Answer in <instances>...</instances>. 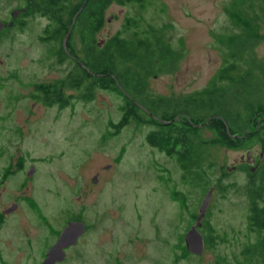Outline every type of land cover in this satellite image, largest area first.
Wrapping results in <instances>:
<instances>
[{
    "label": "rangeland",
    "instance_id": "rangeland-1",
    "mask_svg": "<svg viewBox=\"0 0 264 264\" xmlns=\"http://www.w3.org/2000/svg\"><path fill=\"white\" fill-rule=\"evenodd\" d=\"M229 2L148 0L144 10L114 3L106 9L96 38L102 44L123 30L125 17L142 18V29L148 24L165 26L164 37L182 57L174 71L152 76L148 88L152 95L178 97L199 91L220 66L216 36L237 30L224 11ZM17 5V0H0V20ZM256 11L264 30V10L257 6ZM45 20L34 15L25 30L17 28L0 37V166L18 155L26 156L24 164L36 161L32 192H38L40 211L55 218L56 225L60 209L69 214L84 206L81 213L88 231L63 264H264V247L252 257L242 254L244 245L258 237L246 228L244 185L250 168L243 170L240 161L247 150L208 148L205 159L214 162L208 170L214 186L198 230L205 236L209 224L225 241L205 246L201 255L182 251L193 223L191 214H198L205 193L182 182L175 157L148 145L146 134L154 125L133 121L109 135L113 129L107 123L119 120L123 103L114 91L96 89L92 99L83 100L78 96L81 89L67 88L72 104L63 109L32 97L33 84L60 78L73 65L68 59L55 62L52 51L59 44L37 39ZM255 52L264 57L263 41ZM200 136L211 133L203 130ZM259 151L256 144L249 152L254 157ZM22 175L18 172L10 185ZM93 175L98 176L96 182ZM219 182L223 191L215 188ZM172 190L185 194L186 205L173 198Z\"/></svg>",
    "mask_w": 264,
    "mask_h": 264
},
{
    "label": "trees",
    "instance_id": "trees-1",
    "mask_svg": "<svg viewBox=\"0 0 264 264\" xmlns=\"http://www.w3.org/2000/svg\"><path fill=\"white\" fill-rule=\"evenodd\" d=\"M229 1L224 11L237 30L216 36L215 41L221 46L220 66L199 91L165 97L152 95L148 88L152 76L174 71L182 57L164 37L165 26L155 28L148 24L142 29V18L125 17L123 30L116 31L100 45L96 38L108 5L129 3L144 10L148 0H39L35 4L39 13L69 14L68 22L62 21L59 39L68 32L70 45L61 50L66 55L68 48L76 55L73 45L81 43L82 58L81 64H73L66 76L53 84H36L35 90L45 91L42 100L46 102L61 98L64 88L81 89V98L85 100L92 99L96 89L116 92L123 99L122 115L118 122L107 123L114 129L109 135L129 122L145 123L144 116L149 115L148 122L154 128L146 134L148 145L175 157L182 182L203 193L214 186L210 185L208 172L214 162L205 159L209 147L250 151L258 144L260 151L255 157L260 152L262 155L244 185L248 200L246 228L258 237L244 245L242 254L252 257L264 247V57L255 52L257 45L264 42V30L254 16L257 6L264 10V0ZM79 9L78 22L71 25L72 14ZM203 130H208L211 136L202 138ZM246 168L247 164L242 165L243 170ZM215 188L223 191L224 186L219 182ZM172 196L186 205V196L181 191L172 190ZM192 217L196 219V213ZM205 230L207 248L215 241H225L209 224ZM181 249L184 251L185 247Z\"/></svg>",
    "mask_w": 264,
    "mask_h": 264
},
{
    "label": "flooded vegetation",
    "instance_id": "flooded-vegetation-1",
    "mask_svg": "<svg viewBox=\"0 0 264 264\" xmlns=\"http://www.w3.org/2000/svg\"><path fill=\"white\" fill-rule=\"evenodd\" d=\"M38 1L39 0H17L18 5L13 9H11L8 18L0 20V23H2V27L0 29V37L2 35L9 34L11 31H14L17 28L20 30H25V28H27L28 24L30 23L29 21L33 19L34 15L39 14L42 18H46L45 21H47V24L42 28V33L40 34V36L37 37V39L41 42H54L59 44L56 50L52 51L53 56H56L55 62L60 64L64 61V59L66 60L68 59L71 60L73 64L75 63L81 64L80 61V58H82L81 43H76L73 45L77 48V49L75 48L76 55L71 53V51L68 48L66 54L67 56L63 54L61 50V48L63 49L66 46L70 45V43H67L70 42L68 32L64 34L63 38L59 39L60 36L59 33L62 30V21L67 23L69 14L61 11L55 14L39 13L35 9L36 8L35 4ZM73 1L78 2V0H73ZM112 4L114 3H111L110 5ZM108 7H106L104 10L103 18L105 15V11ZM80 10L81 9L76 10L72 14L71 25L76 24L78 22L77 19L81 15ZM57 16L63 17L64 19L62 18V20H59ZM52 18H54L55 20H52ZM58 25L60 27V30L56 31ZM101 28L99 29V31L101 30ZM96 33H98V31ZM66 35L67 37L64 42V38ZM97 43L98 45L101 44L100 42ZM59 50H61L60 55L57 54ZM70 69L68 71H70ZM68 71L65 72V74L62 77L66 76ZM57 79L59 78L47 82H42V83L38 82L33 84V86H31L33 87L32 88L33 91L31 92L32 97L41 100L45 106L57 105L59 109H63L64 107L70 106L72 104L71 97L73 98V96H71V94H66L67 88H64L63 92L61 93L62 94L61 98H59L57 101L52 99L49 102L42 100L45 91L35 90L36 84H40V83L41 85L43 83L53 84V82H55V80ZM48 87L49 88H47V86H42L41 88H47V90L52 89L51 86ZM74 90H79V89H74ZM78 96H80L81 98V93H79ZM81 99L85 100L84 98ZM121 115H122V111H121ZM148 116L149 115L147 114L144 116L145 117L144 122H146V120L148 122L150 118ZM247 152L248 153L245 152V155L244 154L241 155L240 162L242 163V165L247 164L248 168H250L249 170L253 171L254 168H256L258 165L262 153L260 152L259 156L253 157L249 151ZM163 153L166 154L165 152ZM9 158L12 159V156H9ZM25 158L26 156L24 155H20V156L18 155L15 156L14 160L9 161L6 165L0 166V264H42L43 260L45 259V256L47 255L48 250L54 247V245L56 244L55 242H57L62 229L65 228L68 225V223L71 221L84 222L85 225V228H83L84 232L77 237L76 241H74L73 244H68L62 248V251L64 252L63 259L61 261H56L54 263V264H63L64 261H66V259L69 258V254L71 253L72 250L75 249V253H76V250L78 249L77 246L81 243L80 242L81 239L88 231L87 222L83 220L81 213L84 210V206L80 207L78 212L69 213V214L67 213L66 208L60 209L59 210L60 212L58 214L63 212L60 215H58V217H60L59 218L60 221L57 225L54 224V221L55 222L57 221L55 220V218L49 219L47 218L49 215L46 217L40 211L38 207L39 205H37L38 192H32L33 189L30 181L34 176L36 177L34 173V169L36 170V166L34 165V163L36 161L32 160L28 164H24ZM18 172H22L23 175L21 178H19V181L14 186H11L10 179L15 178ZM8 187H11L10 191H7ZM4 193H6L5 196H3ZM82 196L83 195H81L80 198ZM2 198L4 199L3 201ZM173 198L175 197L173 196ZM177 200L181 201V199L179 198H177ZM191 218L193 219L192 221L194 223L196 219H194L192 216ZM22 221L25 222V226L22 225L21 223ZM13 224L15 226H13ZM11 230H13V232H11ZM39 234L41 235L40 240H39ZM203 240L205 247L206 244L204 237ZM39 256L42 258L41 263L39 262Z\"/></svg>",
    "mask_w": 264,
    "mask_h": 264
},
{
    "label": "water",
    "instance_id": "water-1",
    "mask_svg": "<svg viewBox=\"0 0 264 264\" xmlns=\"http://www.w3.org/2000/svg\"><path fill=\"white\" fill-rule=\"evenodd\" d=\"M2 23H0V29ZM67 35L64 38L66 40ZM109 165H106L105 168H108ZM93 182L97 181V176L93 175ZM213 187H209L205 195L203 196L202 202L199 206V212L194 223L191 224V227L185 233V251L193 253L196 255H201L204 249V240L202 234L198 230V227L201 225L203 216L205 215V209L209 203V196L211 195ZM85 225L81 221H71L68 225L62 229L59 238L54 247L50 248L43 260L42 264H54L56 261H61L63 259L64 252L62 248L68 244H73L76 241L77 237L84 232ZM176 264V262L170 263Z\"/></svg>",
    "mask_w": 264,
    "mask_h": 264
}]
</instances>
